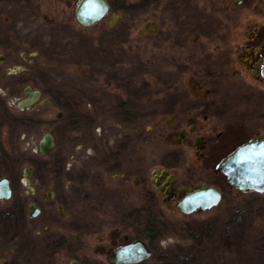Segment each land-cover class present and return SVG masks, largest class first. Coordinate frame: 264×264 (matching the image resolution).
<instances>
[{"label": "flooded vegetation", "instance_id": "obj_1", "mask_svg": "<svg viewBox=\"0 0 264 264\" xmlns=\"http://www.w3.org/2000/svg\"><path fill=\"white\" fill-rule=\"evenodd\" d=\"M253 141L264 0H0V144L39 159L0 162V264H118L138 242L142 264L166 243L162 218L264 199L220 171ZM209 188L216 205L179 209Z\"/></svg>", "mask_w": 264, "mask_h": 264}, {"label": "rangeland", "instance_id": "obj_2", "mask_svg": "<svg viewBox=\"0 0 264 264\" xmlns=\"http://www.w3.org/2000/svg\"><path fill=\"white\" fill-rule=\"evenodd\" d=\"M83 65L87 70L86 65L90 64ZM241 81L244 85H256ZM239 87V83L228 86L234 94ZM4 149L0 144V162L5 156L14 161L36 159L35 154L21 148L19 152ZM243 200L247 206L243 202L242 208L235 203L230 206L225 200L210 212L193 216L172 213L162 218L158 224L166 243L159 245L142 264H264V199L249 194ZM236 209L242 211L236 213Z\"/></svg>", "mask_w": 264, "mask_h": 264}, {"label": "water", "instance_id": "obj_3", "mask_svg": "<svg viewBox=\"0 0 264 264\" xmlns=\"http://www.w3.org/2000/svg\"><path fill=\"white\" fill-rule=\"evenodd\" d=\"M92 6L94 9L96 4L88 1L84 7L90 9ZM100 14L99 16L88 15V18H98ZM38 97L37 92L33 100H24L19 103V107L30 106ZM54 146L53 138L48 136L41 144V154H47ZM220 171L227 176L229 183L234 187L264 194V142L253 141L244 145L222 162ZM11 194L9 182L5 178L0 182V198L9 199ZM220 196V193L212 188L205 189L188 195L179 203V209L185 213H191L197 209L205 210L216 205ZM150 255L151 252L146 245L138 242L119 250L110 257V261L118 264H131L147 259Z\"/></svg>", "mask_w": 264, "mask_h": 264}]
</instances>
